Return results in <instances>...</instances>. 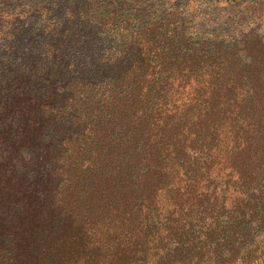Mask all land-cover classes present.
<instances>
[{
	"label": "trees",
	"instance_id": "trees-1",
	"mask_svg": "<svg viewBox=\"0 0 264 264\" xmlns=\"http://www.w3.org/2000/svg\"><path fill=\"white\" fill-rule=\"evenodd\" d=\"M173 3L0 0V264H264L263 40Z\"/></svg>",
	"mask_w": 264,
	"mask_h": 264
},
{
	"label": "rangeland",
	"instance_id": "rangeland-1",
	"mask_svg": "<svg viewBox=\"0 0 264 264\" xmlns=\"http://www.w3.org/2000/svg\"><path fill=\"white\" fill-rule=\"evenodd\" d=\"M172 2L179 8L184 7L185 10L188 8V11L199 15L201 20L198 25L234 30L238 40L249 30H254L264 44V0H172Z\"/></svg>",
	"mask_w": 264,
	"mask_h": 264
}]
</instances>
